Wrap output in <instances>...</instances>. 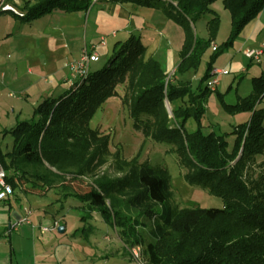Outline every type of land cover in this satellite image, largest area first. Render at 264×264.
<instances>
[{
    "label": "trees",
    "instance_id": "16d2710c",
    "mask_svg": "<svg viewBox=\"0 0 264 264\" xmlns=\"http://www.w3.org/2000/svg\"><path fill=\"white\" fill-rule=\"evenodd\" d=\"M94 1L24 0L13 15L32 22L54 11L87 12ZM106 1L161 9L184 29L172 77L157 57L147 54L141 37L117 43L104 68L72 84L60 98L45 99L33 121L18 122L11 131V150H0L8 183L14 191L26 184L42 195L55 191L59 202L79 199L84 226L74 235L92 231L91 220L99 215L115 227L131 255L144 248L146 264H264V170L253 175L257 156L264 154V108L258 107L264 99V73L253 80L248 96L225 105L232 113H253L249 122L236 127L233 143L216 133H188L186 121L201 120L212 90L200 85L196 91L185 77L198 71L216 40L220 16L212 5L217 0ZM224 7L231 13L232 29L227 42L216 46L212 61L258 17L264 0H224ZM204 15L213 16L208 38H200L193 28ZM120 85L134 129L146 140L176 148L179 162L189 170L188 184L221 198L223 209L175 206L167 168L152 166L141 153L123 159L119 148L110 149L109 134L91 128L94 113L118 95ZM81 179L91 180L89 192L75 190Z\"/></svg>",
    "mask_w": 264,
    "mask_h": 264
},
{
    "label": "rangeland",
    "instance_id": "374dc122",
    "mask_svg": "<svg viewBox=\"0 0 264 264\" xmlns=\"http://www.w3.org/2000/svg\"><path fill=\"white\" fill-rule=\"evenodd\" d=\"M23 1L19 0V11ZM212 9L220 16V27L213 46L221 47L231 33V13L224 7V0H217ZM160 10L131 2L95 0L87 12L54 11L32 22H24L10 12L0 13L1 152L5 154L11 150L14 143L11 131L18 122L33 121L35 109L40 103L48 98L58 99L70 90L72 84L63 82L70 78L66 64L79 59L83 51L97 55L98 62L91 64V72L99 71L114 55L117 43L126 41L132 35L139 36L148 46L147 54L157 57L169 78L172 77L180 60L179 52L185 34L180 25L170 21ZM212 18L211 15H204L196 20L193 28L200 38H208L207 24ZM241 38L240 35L234 45L225 48L214 61L215 49L211 46L198 71L185 77L192 81L196 91L200 85L206 90L207 83L214 78L218 81L215 90L208 95L201 120L191 118L186 121L188 133L198 130L204 134L216 133L226 136L233 143L236 127L251 119V111L232 113L225 106L235 105L238 97L248 96L252 92L253 80L264 73V54L259 62L247 58L244 55L247 49L259 48L243 46L238 51L236 44L243 40ZM235 62L240 64L239 68L235 69ZM243 67L245 71H242ZM214 69L224 70V74L213 76L211 72ZM56 84L59 88L53 89ZM117 90L118 95L98 108L90 120L92 129L111 136L112 152L119 148L126 160L141 153L142 158L152 166L167 168L175 206L223 209L225 203L221 198L188 184L186 175L189 170L179 162L176 148L167 143L146 140L142 133L134 129L130 111L122 101L124 87L120 85ZM258 107L264 108V99ZM257 164L253 169L254 176L264 170V154L257 156ZM74 188L80 193L89 192L91 180L81 179L74 183ZM43 193L26 184L10 195L9 205L8 200L0 201V213L1 210L9 211L11 206V210L20 212L30 222L18 228L20 232L30 230V235H20L18 239L20 232L14 231L12 238L6 234L0 240V243L5 241L8 244V250L11 245L14 246V264H146L144 248H140L139 259L134 258L115 227L99 215L91 220L92 231L74 235L84 226L80 200L71 197L59 202L55 191L46 195ZM0 218L5 216L0 214ZM56 223L58 227L44 232V228H54ZM60 227L66 232L60 233ZM3 231L4 227H0V232Z\"/></svg>",
    "mask_w": 264,
    "mask_h": 264
},
{
    "label": "built area",
    "instance_id": "2783aa9c",
    "mask_svg": "<svg viewBox=\"0 0 264 264\" xmlns=\"http://www.w3.org/2000/svg\"><path fill=\"white\" fill-rule=\"evenodd\" d=\"M8 0H0V10L1 11H10L13 13L18 14L19 11L11 4L7 2ZM216 46H214V49ZM264 54V46L259 48V50H254V49H247L244 53V55L252 60L255 61H260L261 56ZM98 62V57L96 54H91L88 53L87 51H83L79 59H77L75 62L72 64H66L67 69L69 70V76L70 78L67 79V82L69 84H74L77 83L86 77L91 72V64L92 63H97ZM224 74V70H219V69H214L211 72V75L213 76H220ZM3 79V78H2ZM218 85V81L216 78H214L212 81H209L207 83V86L210 90L214 91L215 88ZM7 173L6 170L4 169L3 165L0 163V201H5L7 200L10 195H14L15 191L10 183L7 181ZM30 224L29 220L27 219H21L19 222L11 225L9 227L8 234L17 231L19 226L21 224ZM58 227V224H55L54 228H44V232H49L53 229ZM139 251L140 248H136L132 251V255L134 258L139 259ZM143 264V263H142Z\"/></svg>",
    "mask_w": 264,
    "mask_h": 264
},
{
    "label": "crops",
    "instance_id": "0c3cea01",
    "mask_svg": "<svg viewBox=\"0 0 264 264\" xmlns=\"http://www.w3.org/2000/svg\"><path fill=\"white\" fill-rule=\"evenodd\" d=\"M7 2L9 4L13 5L16 9H17V6H19V0H8ZM10 13L14 14L13 12H10ZM170 21H172V20H170ZM241 37H242L241 39H243V40H239V42L236 44V48L238 51L243 46H245L246 48H261L264 46V44H263V41H264V9L262 10V12L258 15V17L256 19L251 21L245 27V29L243 30V32L241 34ZM239 65H240L239 63L235 62V64H234L235 69L239 68ZM242 71H245L244 67H243ZM65 81L67 82V78L64 79L63 82H65ZM46 82H48V81L46 80ZM58 88H59V85H57V84L53 87V89H58ZM49 91L50 90H46L45 92H49ZM9 198L7 199L8 205H9V201H10ZM10 208H11V206L9 207V211L8 210L7 211L1 210V213H0L2 216L3 215L5 216V218H0V227H4V231L0 232V240L4 236H6V234H8L7 231L9 230V227L11 225L19 222L21 219H26V217H24L22 214H20V212L13 211ZM17 231L19 233L20 229H18ZM29 231L28 232H26V231L20 232V234H18V239L20 238V235L21 236L30 235L31 231L30 232ZM65 232H66V229H65ZM13 233L14 232H12L8 235L12 238ZM26 233H28V234H26ZM7 247H8V244L5 241L0 243V264H14V254H15L14 246L11 245L10 250H8ZM47 264H49V263H47Z\"/></svg>",
    "mask_w": 264,
    "mask_h": 264
},
{
    "label": "water",
    "instance_id": "95a60500",
    "mask_svg": "<svg viewBox=\"0 0 264 264\" xmlns=\"http://www.w3.org/2000/svg\"><path fill=\"white\" fill-rule=\"evenodd\" d=\"M167 109H168V111H171V107H170L169 103H167ZM58 231H59L60 233H64V232H65V228L60 227V228L58 229Z\"/></svg>",
    "mask_w": 264,
    "mask_h": 264
}]
</instances>
